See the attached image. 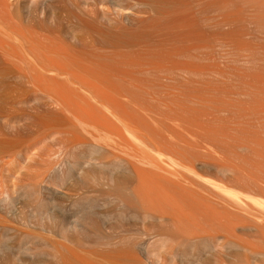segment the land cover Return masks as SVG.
Masks as SVG:
<instances>
[{"label": "bare ground", "instance_id": "obj_1", "mask_svg": "<svg viewBox=\"0 0 264 264\" xmlns=\"http://www.w3.org/2000/svg\"><path fill=\"white\" fill-rule=\"evenodd\" d=\"M255 122L264 0H0V239L21 207L145 264H264Z\"/></svg>", "mask_w": 264, "mask_h": 264}, {"label": "rangeland", "instance_id": "obj_2", "mask_svg": "<svg viewBox=\"0 0 264 264\" xmlns=\"http://www.w3.org/2000/svg\"><path fill=\"white\" fill-rule=\"evenodd\" d=\"M259 122L262 123L261 120ZM259 122L257 123L258 127L256 125V122H255V124H253V125H255V127L251 126L252 127L251 128L250 126L247 125V127H249V130H248V133L246 135H248V136L250 135L253 137V141L255 142L253 147L255 149L258 148L257 150L262 152V150H264L263 149L264 148V130L261 128H264V123L261 124V127H260ZM243 124L244 123L242 122V124L240 126L245 127L246 125H243ZM245 155H246V158L248 160H245L246 158H245V156H243L245 159L242 158V159H239L238 161L239 162L243 161L240 163L245 164L244 168L249 166L248 168H245L247 170L249 168L251 170L253 167H255L254 164H252V163L256 164V162L258 160H260V162L262 160L260 157H256L255 155L254 156L251 154L247 155V153H245ZM247 156H250L251 158L253 157L254 159L252 158L253 159L252 160V159H250V157H247ZM251 160L253 162H250ZM247 161H248V163L249 162L250 163L248 164ZM251 166H253V167L251 168ZM255 169L256 168H253L252 170H255ZM261 169H264V168H261ZM258 170L259 169L257 168L256 171H258ZM95 207L97 209L99 208V206L97 204ZM107 207H110V205ZM113 207L115 208V206L111 205L110 208L102 209V212L104 211L103 214L107 212V214L109 213V215H110V214H112V211H114V210L117 211V208L113 210ZM50 208L54 211L56 209H59L61 211H64V213H66V215H67L66 219L68 220L67 221L68 224L65 222L66 225L73 226L75 224L76 218H72V217H75V214L78 211V207L73 206V204H70V205L64 204L63 206H61L59 208H56V207H50ZM96 208H95L96 212L101 213V211H99L100 208L98 210ZM14 210H16L17 213L19 212L20 215H22L21 212H25L26 215H24L25 213H23V215H22L23 217L21 219H24L26 216L25 220L27 222H26V225L23 223L20 224V219H18L19 223L16 224L15 221H13V219L7 218L8 223L6 225L9 227L21 230V232L23 234L22 233H20V234L19 233L6 234L5 236H3L0 239V258L3 259L2 262L0 261V264H63V263L64 264H80V263H82V264H112V263H109V262H111L112 259H113V261H112L113 264H115V263L119 264L121 260H122L121 264L122 263H125V264H136V263L145 264L146 263V261L143 259L144 258L143 255L141 257L137 253H133V254H131L130 252L126 253V252L121 251L119 249H115V247L114 248L113 247H103L102 248V247L94 246V245H92V243H86V241H84V240L82 241L81 237L80 236L78 237V235H75L74 233H73V236L68 238V240L65 239L64 237H61V236H55V235L49 234L46 231H44L43 225L41 224L44 221L39 219V218L36 219V218H33L31 215H28L27 209H26V211H24V209L22 210L21 207H15ZM72 210H73V212H72ZM114 213H115V211H114ZM71 214H73V215L71 216ZM0 216L2 217L3 215H0ZM31 224H32L33 229H32V227L30 228ZM27 227H29V228H27ZM77 238L79 240L81 239V245L79 244L80 246L78 245V243L80 241H78ZM74 241L77 243V245L79 247L75 246L76 243ZM58 242L60 244L61 243L65 244V248H64V246L62 247V245L60 246V244ZM71 247H73L75 249H73V248L71 249ZM76 247L78 249H80V251L78 249H76ZM59 248H61V249H59ZM98 248L101 251L98 252V250H99ZM106 248H108V250ZM69 249H71L73 252ZM109 249H110V251H109ZM113 249H115V250H113ZM92 250H93V252H92ZM94 250L95 251L97 250L96 253ZM116 250L118 251L119 254L121 252V254L120 255L117 254ZM75 251H76V253L79 251L77 253V255H76ZM70 252H72V254L75 253V255L74 254L72 255ZM114 252H116V253L114 254ZM91 253H93V254H91ZM105 253H106V255H105L106 258L103 257ZM109 253L112 257L114 255L115 256L119 255V257H117V258L113 257L110 259L109 255H107ZM94 254H96V255H94ZM112 254H114V255H112ZM134 254L136 257L138 255L139 256L136 258L134 256ZM125 255H130V257L129 256L125 257ZM73 256H75V257L73 258ZM122 257H124V258H122ZM119 258H120V261H119ZM125 258L126 259L130 258L132 262L133 261L134 262L136 261V262L132 263L131 261H129L130 259L125 260ZM116 259H117V261H116ZM137 259H138V261H137ZM139 259L143 260V261L140 262ZM104 260H106V261H104Z\"/></svg>", "mask_w": 264, "mask_h": 264}]
</instances>
